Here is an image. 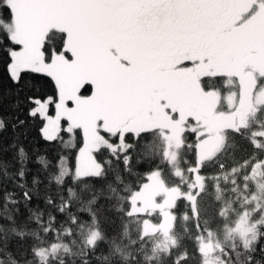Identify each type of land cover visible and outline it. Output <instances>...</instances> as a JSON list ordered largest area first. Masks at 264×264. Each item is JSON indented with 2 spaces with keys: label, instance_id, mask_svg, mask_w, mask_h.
Masks as SVG:
<instances>
[{
  "label": "snow or ice",
  "instance_id": "obj_1",
  "mask_svg": "<svg viewBox=\"0 0 264 264\" xmlns=\"http://www.w3.org/2000/svg\"><path fill=\"white\" fill-rule=\"evenodd\" d=\"M0 69V264H264V0H0Z\"/></svg>",
  "mask_w": 264,
  "mask_h": 264
},
{
  "label": "trees",
  "instance_id": "obj_2",
  "mask_svg": "<svg viewBox=\"0 0 264 264\" xmlns=\"http://www.w3.org/2000/svg\"><path fill=\"white\" fill-rule=\"evenodd\" d=\"M226 88L228 91L224 93L227 94L234 89V85L232 83H229L227 80L224 81ZM0 86L6 87V82L3 78L2 69H0ZM225 101L222 99L220 100V109L225 108ZM37 147H40L42 149L43 154V144H38ZM253 149L252 147L244 140L237 139L235 141V145L231 146L227 149H225V154L221 157V159L231 167L233 164H241L245 159H247L250 154H252ZM30 167L35 170L37 165L31 164ZM213 172L217 171L215 165H209L208 169ZM231 179V177H229ZM261 183H264V179H260ZM215 195V192H213V196ZM230 196L231 193H228ZM257 196H260V193H256ZM261 203H264V199L260 200ZM105 219L104 224L107 229V236L110 241V246L108 249L105 250V254H109V260H102L100 264H130L128 260L125 259V256L129 255H135L138 259V264H164V257L165 253L161 251L163 247H158L155 244L154 239L158 237L159 234L154 235L150 237V242L144 247V250L142 252H137L135 248H132L129 246V237L125 236L124 229L120 226L119 221L113 223L112 222V214L111 213H105ZM143 217L140 218V221L142 223ZM155 219L158 220V217ZM139 224H129V236L135 235V232L137 228H139ZM183 225L181 224L179 226V230L177 232V236L185 235L182 231ZM225 233L223 229H220L219 232V243L224 246H229L232 241L231 240H225L224 238ZM70 251L68 253L63 251V248L60 249L58 255L61 257L68 258L69 256H75V254L80 250L78 246L73 245L70 241L67 242ZM119 249V250H118ZM155 249V252L153 251ZM6 264L8 262L6 261ZM190 264H199V260L197 261H191Z\"/></svg>",
  "mask_w": 264,
  "mask_h": 264
},
{
  "label": "rangeland",
  "instance_id": "obj_3",
  "mask_svg": "<svg viewBox=\"0 0 264 264\" xmlns=\"http://www.w3.org/2000/svg\"><path fill=\"white\" fill-rule=\"evenodd\" d=\"M234 91V90H232ZM230 91L229 93L225 94L224 95V101L225 103H230L232 101V96H231V92ZM219 99V97H217L215 94H213L212 97L210 98H206V99H202V98H198V97H195L193 96L190 92L186 93L185 96H184V100H185V103L189 106H196L198 109H206V110H210V105L208 104V100L211 101L212 104H215V102ZM218 110H224L223 108L222 109H218ZM245 112H249L250 111V107L249 105H245V109H244ZM230 123V121L227 119V118H220L218 121H217V126L218 127H227L228 124ZM150 227V226H149ZM155 241V244L156 246L158 247H163V245L166 243L165 239H164V236L163 235H158V237H156V239H154ZM215 259V257H213V260Z\"/></svg>",
  "mask_w": 264,
  "mask_h": 264
}]
</instances>
